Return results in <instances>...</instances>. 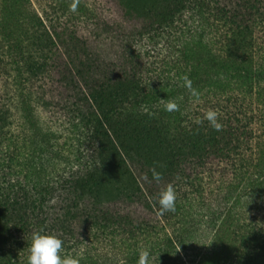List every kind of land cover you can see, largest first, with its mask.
Returning a JSON list of instances; mask_svg holds the SVG:
<instances>
[{
    "label": "rangeland",
    "instance_id": "rangeland-1",
    "mask_svg": "<svg viewBox=\"0 0 264 264\" xmlns=\"http://www.w3.org/2000/svg\"><path fill=\"white\" fill-rule=\"evenodd\" d=\"M155 1L158 0H0V56L5 59L0 60V118L9 133L4 143L12 152L20 149L21 161L14 162L27 169L24 173L32 172L33 161L39 164L43 177L46 172L45 181L52 176L53 181L60 176L64 179L78 162L71 155V147L76 144L77 133L84 129L79 126L75 111L85 101L66 85L70 64L61 57L77 39L85 41L86 52L103 63L104 71L98 76L101 80L109 77L111 68L119 69L121 64L131 61L127 45L137 55L141 69L135 80L120 81L116 89L104 90L94 104L98 106L97 115H91L100 118L99 107L120 109L122 114L112 117L105 129L109 135L113 130L120 132L122 139L132 146L136 140L129 138L131 130L139 132L141 142L147 141L153 127L147 117L134 116L137 104H142L151 116L163 113L165 121L157 131H170L173 136L177 127L186 123V115H206L209 109L216 113L227 111L214 100L245 98L240 92H245L243 88L223 87L219 83L234 84L237 77L248 79V54L243 56V48L211 27L218 21L211 19L207 24L203 15L206 0H188L191 7L183 19L189 22L185 23L181 41L185 46L176 47L167 46L161 39L162 29L160 37L153 40L151 37L157 35L154 31L158 29L155 20L142 19L152 12ZM165 17L163 14L160 18L164 27ZM126 33L133 35V42L128 43ZM50 40L57 49L53 54L49 52L51 44H45ZM24 48L39 59L37 78L30 79L28 72L18 69V63L12 60ZM48 68L51 73H45ZM185 76L191 87L184 86ZM76 82L83 81L77 78ZM199 99L206 102L200 111L195 109ZM167 101H174L178 109L166 111ZM29 102L33 112L27 114ZM173 114L177 116L176 123H172ZM32 126L37 127L36 134ZM35 145L38 155L32 158ZM81 157L90 156L86 153ZM60 159L62 164L52 171ZM226 165L216 169L210 160L203 167L194 168L193 172L202 177L182 192H175L179 208L167 212L166 221L138 204L121 203L122 217L131 221L125 226L135 232H123L113 239L106 237L105 241L126 251L133 247L137 261L139 250L149 248L152 264H264V251L256 249L249 237L252 231L259 239L264 237V171L252 177L242 176ZM170 239L177 244L170 243ZM119 256L124 260V255Z\"/></svg>",
    "mask_w": 264,
    "mask_h": 264
},
{
    "label": "trees",
    "instance_id": "trees-1",
    "mask_svg": "<svg viewBox=\"0 0 264 264\" xmlns=\"http://www.w3.org/2000/svg\"><path fill=\"white\" fill-rule=\"evenodd\" d=\"M153 6L151 13L142 16L143 20L154 19V25L158 27L154 31L157 35L151 38H159V30L162 29L164 37L161 39L167 46H185L181 41L185 23L189 22L183 19L191 7L188 0H158L153 2ZM163 14L166 15L165 27L160 21ZM203 15L208 25L211 19L218 21L211 27L221 30L220 34L225 39L243 48V56L248 54L249 59L248 79L237 77L234 84L227 81L219 83L223 87L239 86L245 91L238 90L245 97L242 100H214L216 105L227 108L225 113L217 112L219 130L199 113L186 115V123L178 126L173 136L170 131L160 133L157 130L164 124V114L156 112L151 116L142 104H137L134 116L147 117L153 125L147 141L139 142L141 136L136 129L130 131L129 138L136 140L133 146L124 141L118 131L113 130L109 135L105 128L112 123V117L122 114V111L99 107L101 119H94L91 115H97L95 108L98 109L94 104L104 90L116 89L120 81L135 80L141 66L133 48L127 45L131 61L121 64L119 69L111 68L109 77L101 80L98 76L104 71L103 63L88 54L87 43L79 39L67 47L64 56L61 55L70 64L67 70L70 80L66 85L85 101L75 111L84 132L77 133L76 144L71 147V155L78 161L74 163L73 172L66 173L64 179L60 176L53 181L52 176L45 181L46 172L43 177L39 164L32 161V172L24 173L27 169L18 164L22 158L20 149L12 152L4 143L9 133L2 127L0 118V264H28V248L35 231L61 238L64 254L80 256L81 264H103L106 261L137 264L133 247L126 251L105 241L106 237L113 239L123 232H135L125 226L131 221L122 217L121 203L129 206L138 204L166 221L168 214L161 213L159 193L169 185L175 192H182L184 187L193 185L202 177L193 169L203 167L206 161L213 160L216 169L226 163L229 170L233 169L242 176L252 177L254 173L264 171V42L261 44L264 40V0H206ZM254 34L259 37L255 38ZM126 36L128 43L133 42V39L130 41L133 35L126 33ZM45 44H51V54L57 50L53 40ZM0 60L5 59L0 56ZM12 60L18 63V69L28 72L30 79L40 76L41 65L32 51L24 48ZM46 72L51 73L49 68ZM77 78L83 82L77 83ZM199 101L195 109L200 111L206 102ZM29 105L27 114L33 112L30 102ZM89 114L90 119H86ZM174 116L172 123L177 120ZM32 128L36 134L37 127ZM86 153L89 159L81 157ZM37 155L35 145L31 156L37 158ZM15 160L19 162L15 163ZM60 164L61 159L52 166V171ZM154 173L161 176L159 181L154 179ZM180 206L182 209L185 207L184 201ZM249 237L256 249L264 251V237L259 239L253 231ZM169 242L177 244L172 239ZM119 254L124 255V260Z\"/></svg>",
    "mask_w": 264,
    "mask_h": 264
},
{
    "label": "clouds",
    "instance_id": "clouds-1",
    "mask_svg": "<svg viewBox=\"0 0 264 264\" xmlns=\"http://www.w3.org/2000/svg\"><path fill=\"white\" fill-rule=\"evenodd\" d=\"M184 86L191 87L188 77H183ZM165 109L172 112L178 109L174 101H167ZM211 126L217 130L220 128L217 113L209 109L205 115ZM154 179L159 181L161 176L154 173ZM176 193L169 185L159 193V205L161 213L174 212L176 210ZM63 240L55 234L35 231L32 234L31 244L28 248V264H81L80 256L65 255L63 250ZM153 254L149 248L139 250L137 264H152Z\"/></svg>",
    "mask_w": 264,
    "mask_h": 264
}]
</instances>
